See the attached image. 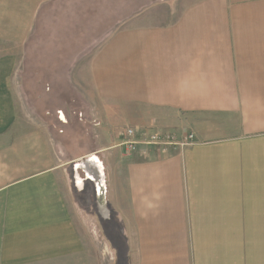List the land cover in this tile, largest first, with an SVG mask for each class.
Here are the masks:
<instances>
[{
	"label": "crops",
	"instance_id": "obj_1",
	"mask_svg": "<svg viewBox=\"0 0 264 264\" xmlns=\"http://www.w3.org/2000/svg\"><path fill=\"white\" fill-rule=\"evenodd\" d=\"M51 1L0 0V40L24 43ZM124 17L79 81L127 126L194 139L126 155L117 134L83 156L101 160L114 264H264V0H194L167 24ZM15 68L0 57V264H100L71 207L68 162L45 129H19Z\"/></svg>",
	"mask_w": 264,
	"mask_h": 264
},
{
	"label": "rangeland",
	"instance_id": "obj_2",
	"mask_svg": "<svg viewBox=\"0 0 264 264\" xmlns=\"http://www.w3.org/2000/svg\"><path fill=\"white\" fill-rule=\"evenodd\" d=\"M150 1L151 5L137 6ZM190 1L194 0H53L41 9L24 43L0 40V57L16 58L10 83L18 102L19 129H45L55 152L68 162L71 207L100 264L116 261L107 234L113 215L106 219L102 214L91 180L85 179L82 187L75 184L72 162L96 153L109 136L116 139L121 128L131 123L103 112L97 96L77 73L104 41L102 32L116 17L125 15L124 22L129 23L145 15L167 24Z\"/></svg>",
	"mask_w": 264,
	"mask_h": 264
},
{
	"label": "built area",
	"instance_id": "obj_3",
	"mask_svg": "<svg viewBox=\"0 0 264 264\" xmlns=\"http://www.w3.org/2000/svg\"><path fill=\"white\" fill-rule=\"evenodd\" d=\"M119 137L126 155L140 154L142 156H148L152 148L157 152H168L184 147L194 139L193 134L180 135L172 129L140 126L121 128Z\"/></svg>",
	"mask_w": 264,
	"mask_h": 264
},
{
	"label": "bare ground",
	"instance_id": "obj_4",
	"mask_svg": "<svg viewBox=\"0 0 264 264\" xmlns=\"http://www.w3.org/2000/svg\"><path fill=\"white\" fill-rule=\"evenodd\" d=\"M76 168L83 169L85 171V178L77 176V186L82 187L85 179L96 182L98 185L96 189L98 194L99 207L100 209L104 208L106 205L105 178L103 177L104 173L101 160L96 155L86 156L77 162Z\"/></svg>",
	"mask_w": 264,
	"mask_h": 264
},
{
	"label": "trees",
	"instance_id": "obj_5",
	"mask_svg": "<svg viewBox=\"0 0 264 264\" xmlns=\"http://www.w3.org/2000/svg\"><path fill=\"white\" fill-rule=\"evenodd\" d=\"M107 234L109 235V237H112V238H114L113 236H111V235H110V232H108V231H107Z\"/></svg>",
	"mask_w": 264,
	"mask_h": 264
}]
</instances>
